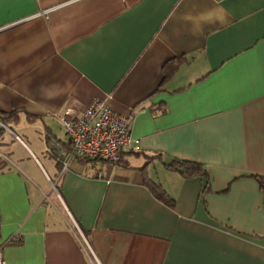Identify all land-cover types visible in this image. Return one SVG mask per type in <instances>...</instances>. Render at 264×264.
<instances>
[{
	"label": "crops",
	"instance_id": "0c3cea01",
	"mask_svg": "<svg viewBox=\"0 0 264 264\" xmlns=\"http://www.w3.org/2000/svg\"><path fill=\"white\" fill-rule=\"evenodd\" d=\"M105 97L138 148L64 169ZM1 112L40 131L0 148L6 264H264V0H0Z\"/></svg>",
	"mask_w": 264,
	"mask_h": 264
},
{
	"label": "built area",
	"instance_id": "2783aa9c",
	"mask_svg": "<svg viewBox=\"0 0 264 264\" xmlns=\"http://www.w3.org/2000/svg\"><path fill=\"white\" fill-rule=\"evenodd\" d=\"M109 97V96H107ZM105 98L93 99L79 114L72 116L69 110L56 114L57 122L65 130L68 147L57 146L56 157L68 166L70 159L80 161L99 158L115 163L121 152L132 145L137 149L138 141L132 139L128 130V117L112 110ZM0 128L10 129L0 120ZM0 264H6L0 246Z\"/></svg>",
	"mask_w": 264,
	"mask_h": 264
},
{
	"label": "trees",
	"instance_id": "16d2710c",
	"mask_svg": "<svg viewBox=\"0 0 264 264\" xmlns=\"http://www.w3.org/2000/svg\"><path fill=\"white\" fill-rule=\"evenodd\" d=\"M15 113L16 112H9V113L1 112L0 113V120L3 121L4 123H6L9 119L13 118V116L16 115ZM0 130H2V129L0 128ZM85 161H87V160H85ZM119 162H120V159L116 163H119ZM164 164H165L166 168L172 169V170H177L184 177H190V176L195 175V174L204 177L205 173H206L204 167L200 163L194 162V161L172 159L168 162H165ZM4 165H5V161L0 156V168H2ZM145 183L151 189V191L156 196V198H158L159 200H161L165 204H168V205L172 204L173 198L170 197L161 188V186L158 182L153 181V180L145 177ZM11 241L19 242L20 239L18 237H14V238L9 240V242H11ZM0 246L2 247V244H0Z\"/></svg>",
	"mask_w": 264,
	"mask_h": 264
},
{
	"label": "rangeland",
	"instance_id": "374dc122",
	"mask_svg": "<svg viewBox=\"0 0 264 264\" xmlns=\"http://www.w3.org/2000/svg\"><path fill=\"white\" fill-rule=\"evenodd\" d=\"M7 126H9L10 129H6L4 128L2 130V135L3 137H5L4 139V143L2 144V146H0L1 148V153L6 154L7 156H9V154L6 152L7 145L10 146H17L19 147L18 144H22L21 141H24L25 143H29L28 140H26L28 137L27 135L31 136L32 138L38 140V138L40 137V131L37 128H32L31 126H29L28 123L25 124L26 127H23L24 125L22 123H17V124H6ZM58 130L61 131V134L63 135L65 130L62 127H57ZM29 132V133H27ZM21 139V140H20ZM19 142V143H17ZM22 146H24L22 144ZM20 148V147H19ZM24 164L26 167L32 166L30 162H27L24 159Z\"/></svg>",
	"mask_w": 264,
	"mask_h": 264
}]
</instances>
